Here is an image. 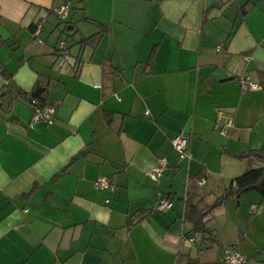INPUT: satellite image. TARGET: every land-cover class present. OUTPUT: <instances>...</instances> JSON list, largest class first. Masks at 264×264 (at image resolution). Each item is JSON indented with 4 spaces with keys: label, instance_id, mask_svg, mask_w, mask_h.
<instances>
[{
    "label": "crops",
    "instance_id": "0c3cea01",
    "mask_svg": "<svg viewBox=\"0 0 264 264\" xmlns=\"http://www.w3.org/2000/svg\"><path fill=\"white\" fill-rule=\"evenodd\" d=\"M61 41L75 67L55 66ZM262 146L264 0H0V264H264V197L225 199ZM201 201L205 234L185 217Z\"/></svg>",
    "mask_w": 264,
    "mask_h": 264
},
{
    "label": "built area",
    "instance_id": "2783aa9c",
    "mask_svg": "<svg viewBox=\"0 0 264 264\" xmlns=\"http://www.w3.org/2000/svg\"><path fill=\"white\" fill-rule=\"evenodd\" d=\"M53 13L61 20H66L70 14V6L68 4H61L53 9ZM55 66L60 70L76 66V60H74L68 53V47L65 41H61L58 46L57 57ZM240 86L243 91L257 90L259 86L254 83L250 77L242 76L239 79ZM32 106L34 107V113L32 121L35 124L54 122L55 108L52 105H43L37 99H32ZM172 146L177 152L178 157L182 160H189L190 153L188 148V139L183 133L176 134L172 139ZM169 168V161L167 158H161L158 160L157 165L148 172V176L152 181L160 180ZM94 187L99 191H109L113 193L116 190L114 182L104 175H99L93 181ZM110 200H107L109 203ZM173 207V202L169 198H162L159 202L158 209L165 211ZM255 210V208H254ZM247 257L238 249L228 248L225 250L222 257V264H247Z\"/></svg>",
    "mask_w": 264,
    "mask_h": 264
},
{
    "label": "trees",
    "instance_id": "16d2710c",
    "mask_svg": "<svg viewBox=\"0 0 264 264\" xmlns=\"http://www.w3.org/2000/svg\"><path fill=\"white\" fill-rule=\"evenodd\" d=\"M6 78L9 80L8 76H6ZM5 92L3 96L8 94L7 90ZM41 101L44 102L43 99ZM42 104L44 105V103ZM239 157L258 159L264 163V146L260 149L240 154ZM250 190H257L264 197V166L248 169L235 178L230 187H228L225 191V199L228 200L235 195H239ZM203 202L204 201H201L197 204L187 202L185 211L186 219L193 224L195 232L200 234L209 232L208 227L204 223V218L209 213L210 206L204 204Z\"/></svg>",
    "mask_w": 264,
    "mask_h": 264
},
{
    "label": "water",
    "instance_id": "95a60500",
    "mask_svg": "<svg viewBox=\"0 0 264 264\" xmlns=\"http://www.w3.org/2000/svg\"><path fill=\"white\" fill-rule=\"evenodd\" d=\"M39 90H40V89H37V90H36V93H37V94H39Z\"/></svg>",
    "mask_w": 264,
    "mask_h": 264
}]
</instances>
